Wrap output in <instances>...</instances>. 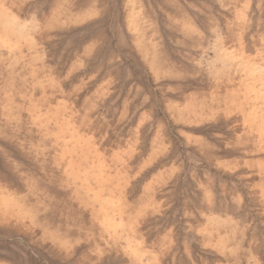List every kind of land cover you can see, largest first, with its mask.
Segmentation results:
<instances>
[{
  "label": "rangeland",
  "instance_id": "1",
  "mask_svg": "<svg viewBox=\"0 0 264 264\" xmlns=\"http://www.w3.org/2000/svg\"><path fill=\"white\" fill-rule=\"evenodd\" d=\"M0 264H264V0H0Z\"/></svg>",
  "mask_w": 264,
  "mask_h": 264
},
{
  "label": "bare ground",
  "instance_id": "2",
  "mask_svg": "<svg viewBox=\"0 0 264 264\" xmlns=\"http://www.w3.org/2000/svg\"><path fill=\"white\" fill-rule=\"evenodd\" d=\"M1 15H2V17L6 18L5 20H3L5 22V26H7L9 28L15 26V22L13 20L14 18L8 16L6 12H1Z\"/></svg>",
  "mask_w": 264,
  "mask_h": 264
}]
</instances>
